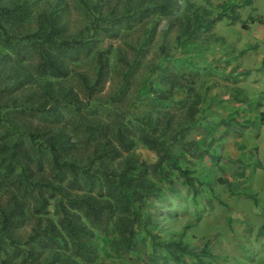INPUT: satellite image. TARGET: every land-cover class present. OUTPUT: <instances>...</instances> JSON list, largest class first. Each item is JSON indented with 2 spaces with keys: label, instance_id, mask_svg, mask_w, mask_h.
I'll return each instance as SVG.
<instances>
[{
  "label": "rangeland",
  "instance_id": "374dc122",
  "mask_svg": "<svg viewBox=\"0 0 264 264\" xmlns=\"http://www.w3.org/2000/svg\"><path fill=\"white\" fill-rule=\"evenodd\" d=\"M24 1L23 19L6 24L11 34L35 32L37 16L56 11L60 39L91 38L84 26L93 15L77 0H0V5ZM84 1L94 14L102 10L115 23H101L88 49L55 52L62 77L36 74L28 67L36 63L33 54L23 47L16 55L0 40V148L6 147L0 160L14 143L23 146L7 174V160L0 165V223L4 213L15 211L12 217L20 219L10 236L22 250L37 252L31 264H175L169 255L171 243L195 255L180 254L178 264H241V258L253 259L252 236L234 235L239 228L235 180L240 169L257 167L260 149L264 152V0H177L173 16L132 19L126 13L130 29L115 19L123 5L115 14L111 10L120 1ZM161 1L131 0V13L139 4L151 7ZM224 6H234L241 20L253 16L262 23H248L243 29L228 19L227 10L221 21L209 26ZM109 25L112 35L103 32ZM107 49L104 80L95 85L96 56ZM44 107L52 109L50 116L35 112ZM41 132L67 139L62 159L89 169L101 184L81 175L74 184L70 174L59 178L50 154L29 143L31 134ZM150 139L164 141L179 157V165L202 183L198 193L175 176L172 189L163 186L151 168L160 153L151 149ZM37 141L42 143L44 136ZM191 152H202V157ZM122 171L127 186L133 187L124 216L137 214L141 222L134 225L137 250L120 257L112 224L100 233L77 199L91 194L108 200L112 192L117 198L120 190H113L112 184ZM104 173L112 175L111 182ZM61 203L93 232L86 241L94 246L90 260L74 253L61 223ZM37 231L46 236L43 244L35 239ZM21 258L4 257L0 264H20Z\"/></svg>",
  "mask_w": 264,
  "mask_h": 264
},
{
  "label": "trees",
  "instance_id": "16d2710c",
  "mask_svg": "<svg viewBox=\"0 0 264 264\" xmlns=\"http://www.w3.org/2000/svg\"><path fill=\"white\" fill-rule=\"evenodd\" d=\"M81 4H83L88 11L93 15V20L91 24L85 25L84 30L90 32L91 38L89 39H60L58 36L62 32L60 28L56 27L55 20L57 16L56 11H52L48 16H44L40 14L36 19V30L33 33L25 34L22 36H17L11 34L9 32L6 24L9 21L22 20L19 19L20 15L24 16L27 11L25 7L26 1L23 3L15 2L13 6L6 7L0 5V40L7 46V49L11 50L12 53L16 55L20 54V49L23 47L27 50L29 54H33L36 58V63H32L28 66L30 69H34L35 73L38 75L44 74H55L60 77L63 76L61 65L57 60V56L55 52L57 50L62 51H81L88 49L94 43V37L98 34V31L101 29V23L104 21H109L108 24L115 23L114 18L110 17L108 14H102V10H96V14L93 13V9L88 5V3L84 0H77ZM106 1V0H102ZM120 1L118 4L116 3L112 7V11L114 14L118 10L119 5H123L124 11L122 13L118 12V16L115 17L117 19L123 20L124 23H127L129 26V20L126 19L125 15L128 13L132 19L139 18L141 15L152 14V16H173L175 14V7L177 0H162L159 4H154L149 7H141L140 4L137 5L138 9L131 13L132 2L131 0H117ZM249 4V2H248ZM228 6V4H227ZM224 6L223 12H219L215 18H212L207 23L208 25H214L216 22L221 21L225 17L224 11L230 10L231 15L229 18L232 22H240L241 27L243 29H247L248 23L261 24L262 21L254 18L253 16H248L246 20H241L237 14H234V6ZM148 12V13H147ZM131 13V14H130ZM143 15V16H144ZM146 16V17H148ZM130 18V19H131ZM140 19V18H139ZM100 22V23H99ZM105 24V23H104ZM113 25H109L108 28H104L103 32L107 35H112L110 28ZM132 26H129V29ZM190 36L192 34H189ZM110 53L108 49L106 51H101L97 53V63L98 70L96 73L95 85L102 79L104 80V70L106 66V58L104 59V54ZM132 65H130V68ZM26 81L31 80L32 78L27 77ZM94 86L90 87L91 90ZM74 108L77 114L80 116V106L74 102ZM36 113H42L50 116L52 109L46 110V107L35 111ZM260 123L264 124V113L261 114ZM43 135L44 141L42 143L38 142L37 139ZM30 145L32 147H37L38 149L46 150L51 157L52 168L56 170V175L59 178H64L66 174H70L73 178L71 183H76L77 177L81 175L83 180L97 182L101 184V181L98 177L90 173L89 169H83L76 162L64 160L62 159L63 154L68 150L69 141L67 139L61 138L56 134L49 135L46 137V133H38V135H30ZM68 145V146H67ZM150 147L154 151H159V159L158 161L151 167L153 171L157 173L159 176V180L163 183V186L166 189H172L174 187L173 177L181 180V182L198 193L199 187H201L202 183L198 181V179L192 177L190 175V170L188 168H182L179 163V157L173 156L166 148L164 141H159L156 139H150ZM23 146L19 145V142H16L12 146L11 152L3 157L0 160V165L5 163L7 160V164L5 165V173L7 174V170H11L13 164H16V151H21ZM5 145L0 148L2 152L5 150ZM189 150V149H188ZM192 153V152H191ZM193 157L200 158L202 157V152L193 154ZM64 158V157H63ZM3 160V161H2ZM105 179L107 182H111L112 175L109 173H104ZM128 179L125 177L124 172H120L118 176V182L115 185V189L120 190V195L116 198L115 194L112 192L109 194V199H99L91 194H85L79 199L78 205L80 204L83 207L85 212V216L88 217L91 225L97 229L100 233L107 232L109 230V226L112 224V229L118 235V241L115 243V251L119 254L120 257L127 256L130 253L137 250V244L134 236V225L135 222H141L140 218L137 217V214H133L132 218H127L124 215L128 210V192L129 189H133L132 186H127ZM224 184H228L226 180H222ZM200 183V184H199ZM137 187L142 189L141 184ZM125 201L124 203H122ZM121 202V203H120ZM60 209L62 210V220L63 229L70 239V243L75 247L74 253L78 256H84L88 260L91 259L92 253H94V246L91 243H87L86 241L92 238L93 232H91L85 225L79 224L78 218L71 213L64 205L60 204ZM15 213L13 210L9 213L3 214V220L0 225V259L4 257H9L10 260H13L15 257L21 258L20 264H31L36 260L37 252L33 249L22 250V248L18 245V243L14 240L12 236H10V230L14 228L15 223L20 218H13L12 215ZM123 213V214H122ZM16 219V220H14ZM47 231V230H46ZM38 238L40 243H44L45 234L43 235L40 232L34 233ZM50 238H52V234L49 232L46 234ZM5 240L8 241L7 246L4 247ZM65 244H68V241H65ZM168 247H173V251L169 252V255L173 257L175 264L181 262L180 254L193 255L186 246H182L180 243H171ZM195 256V255H193ZM56 257L53 256L52 259Z\"/></svg>",
  "mask_w": 264,
  "mask_h": 264
},
{
  "label": "crops",
  "instance_id": "0c3cea01",
  "mask_svg": "<svg viewBox=\"0 0 264 264\" xmlns=\"http://www.w3.org/2000/svg\"><path fill=\"white\" fill-rule=\"evenodd\" d=\"M260 152L257 167L240 169L235 180V185L239 188L235 197L239 228L234 235H245L246 238L251 235L256 246L253 249V259L241 258V264H262L264 260V162L261 159L264 152L261 149ZM231 264L238 263L231 261Z\"/></svg>",
  "mask_w": 264,
  "mask_h": 264
}]
</instances>
